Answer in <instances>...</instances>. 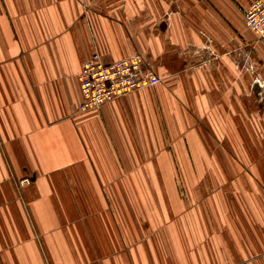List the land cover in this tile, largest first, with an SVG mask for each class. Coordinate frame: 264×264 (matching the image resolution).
Instances as JSON below:
<instances>
[{"label":"crops","instance_id":"crops-1","mask_svg":"<svg viewBox=\"0 0 264 264\" xmlns=\"http://www.w3.org/2000/svg\"><path fill=\"white\" fill-rule=\"evenodd\" d=\"M251 1L0 0V264H264ZM93 48L161 81L78 111Z\"/></svg>","mask_w":264,"mask_h":264},{"label":"built area","instance_id":"built-area-1","mask_svg":"<svg viewBox=\"0 0 264 264\" xmlns=\"http://www.w3.org/2000/svg\"><path fill=\"white\" fill-rule=\"evenodd\" d=\"M244 22L248 29L264 39V0L251 1L244 11ZM77 77L81 93L78 111L96 109L107 101L161 81L142 53L107 60L97 48L83 60ZM26 181L27 178L20 183Z\"/></svg>","mask_w":264,"mask_h":264},{"label":"rangeland","instance_id":"rangeland-1","mask_svg":"<svg viewBox=\"0 0 264 264\" xmlns=\"http://www.w3.org/2000/svg\"><path fill=\"white\" fill-rule=\"evenodd\" d=\"M260 43H264V39L259 38L256 34L253 35V38H248L246 69L243 70V73L245 72L247 79V112L250 116L247 119L248 123L250 124L251 121L256 124L255 126H261L264 129V53L261 54L258 50ZM254 135L258 146L257 150L259 149L258 152H254L256 156L264 158V130L258 131ZM163 195L165 196L135 198V209H173L167 193ZM190 201L191 199L186 197L185 192L183 202L181 203L179 200V205L183 209H190Z\"/></svg>","mask_w":264,"mask_h":264}]
</instances>
